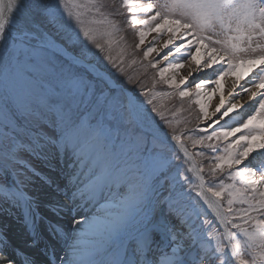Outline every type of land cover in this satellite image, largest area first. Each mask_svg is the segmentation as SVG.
Masks as SVG:
<instances>
[{
  "label": "snow or ice",
  "instance_id": "snow-or-ice-1",
  "mask_svg": "<svg viewBox=\"0 0 264 264\" xmlns=\"http://www.w3.org/2000/svg\"><path fill=\"white\" fill-rule=\"evenodd\" d=\"M34 7L56 27L63 28L67 17V24L75 26L66 37L69 43L78 42L82 35L100 52L105 49L97 42L96 31L85 27L84 17L91 15L89 23H106L117 29L102 11L103 0H58L36 3ZM120 7L127 9L128 23L142 26L136 32V48L149 32L159 34L164 30L171 35L162 45L168 49L163 59L188 57L187 75L178 82L175 76L165 78L164 73H176L185 68L184 63L169 62L159 71L164 83L175 87L181 98L203 94L210 99L212 94L220 93L213 113L219 118L214 124L219 125L241 107L239 100L225 103V78L232 77L230 97L247 93L255 111L242 124L220 126L219 131L213 130L211 135L193 142L214 138L227 142L226 147L219 149L221 155L209 158L208 171L215 178L227 167L228 179L239 178L242 187L223 180L218 187L209 184L206 192L214 198L210 200L201 175L205 169L195 162L184 168L190 160L187 150L184 149V161L179 156L169 158L164 143L155 136L149 140L145 121L150 117L143 106L132 96L125 101L119 93L98 87L101 82L93 75L95 69L85 62L91 54L86 46L70 55L51 39L34 45L25 41L30 33L23 26L19 36L6 38L9 29L16 25L11 15L4 16L0 6V158L4 162L0 171L7 174L9 162L19 163L22 151L39 155L43 149L54 147L70 170L65 194L70 191L72 207L67 210L77 213L89 204L98 205L91 216L73 217L71 228L77 239L58 258L53 252L51 264H57V259L59 264H264V165L255 168L244 163L253 153L264 154V0H122ZM16 10V0H10L8 12ZM137 14L145 18H137ZM97 15L103 19L96 20ZM153 51L157 49L147 48L144 56ZM105 59L112 62L111 57ZM253 69L258 71L249 76ZM204 70H211L215 78L196 79ZM206 85L214 86L212 93L204 91ZM141 95L145 93L142 91ZM195 103L203 113L201 99ZM152 111L157 112L155 106ZM172 139L178 141L179 137L173 135ZM205 147L216 151L211 144ZM198 155L203 157L204 153ZM187 172L200 181L201 191L196 194L215 212L223 233L213 228L205 239L203 230L191 225L186 233L177 232L166 220L154 215L160 191L166 186L174 188L183 181L190 188L195 187ZM257 172L260 179H255ZM225 193L227 207L221 202ZM0 197L26 199L22 191L8 185L0 186ZM166 200L171 210V196ZM234 203L247 207L234 210ZM234 211L237 216L232 215ZM236 219L246 226L236 223ZM203 223L205 228L212 227V221L205 219ZM156 236L160 243L153 249ZM245 255L249 259H244ZM0 264H16V260L0 250Z\"/></svg>",
  "mask_w": 264,
  "mask_h": 264
},
{
  "label": "rangeland",
  "instance_id": "rangeland-1",
  "mask_svg": "<svg viewBox=\"0 0 264 264\" xmlns=\"http://www.w3.org/2000/svg\"><path fill=\"white\" fill-rule=\"evenodd\" d=\"M26 2L28 7L31 8L33 13L37 16L39 22L45 28V32L50 37L60 43H63L73 54H76V52H78L81 47L86 46L91 53L86 59L87 62L93 63L101 71L108 75L115 83L129 90L134 98L138 101V104L143 106V109L147 112L150 120L159 124L163 129L169 131L170 134L179 137V141L182 142L195 157L196 163L205 169L202 172L205 179V187H207L209 184H213L218 187L220 180H223L225 184L234 183L237 188L241 187L238 181L239 178L235 181L228 179L229 169L227 167L224 168L223 172H218L215 178H213L208 171L210 163L209 158L215 155H221L222 153L219 151V149L221 147H226L227 142L217 141L215 138L212 141L204 139L201 143L194 144L193 142L200 141L201 137H207L211 135L213 130L219 131L220 126L238 127L243 123L248 115L255 111V107L253 106L252 102L250 106L242 112V114L233 116L231 115L225 119L224 122H221L219 125H215L213 128L206 130L208 127L206 117L208 113V107L210 105L209 102L213 101L220 93L212 94L210 99L206 96H203V94L202 97L191 96L181 98L178 94V90L175 89V87H169L164 83L163 79L159 75V71L160 69L167 67L169 62L184 63L185 68L178 70L176 73L171 71L166 72L164 73L165 78H171L175 76V79L178 82L179 78L181 76H186L188 72V57L186 55H177L175 58L169 57L168 60L163 59V56L166 55L168 49L163 48L162 45L164 41L169 38L171 33L164 30H161L159 34L157 32H149L145 37L144 43L141 44L139 48H136V44L139 43V37L136 35V32L141 30L142 26L128 23L129 13L127 12V9L120 7L122 0H103L105 7L102 9V11L108 16L109 20L116 24V30H113L111 26L106 23H89L90 19L93 18L91 15L84 17L85 27H91L96 31L97 42L102 44L105 49L104 52H100L92 44L88 43L82 35L80 36V40L78 42L69 43L66 37L70 31L75 29V26L67 24V17L64 18L65 25L63 28L56 27L49 23L47 17L42 11H37L34 7L36 3H55L58 2V0H26ZM140 2L156 3V0H140ZM118 12H122L123 15L118 14ZM94 18L96 20L103 19V17L98 15ZM137 18L143 19L145 17L143 14H137ZM105 33L111 34L106 35ZM206 35H211V33ZM6 38H8L7 35ZM174 42L179 43V41ZM31 43L35 44L36 42L31 39ZM211 46L219 47L218 45ZM2 47L3 42L0 41V48ZM149 47H153L157 49V51H153L149 53L147 57H145L144 52ZM171 47L172 46L169 45V48ZM192 50L194 51V48ZM106 56L111 57V63L105 59ZM153 63L156 64V67H152ZM113 64H115V67H113ZM214 67H219V65H214ZM257 71L258 69H253V72L249 73L248 75L252 76ZM195 78L214 79L215 75L211 70H205L197 74ZM228 78L231 77H227L225 80ZM245 78L247 79L248 77ZM241 83H243V81H241ZM98 87H104L107 89L102 83L98 84ZM188 87L191 88L192 83H189ZM213 87V85H206L204 91L212 93ZM183 88L184 86L182 85L181 89ZM142 91L145 93V95H141ZM112 92L119 93L124 99L121 92ZM197 99H201V102L204 104L203 113L200 111V105L195 103ZM148 100H151L152 104H148ZM256 102L258 103V99ZM153 106H155L157 112L152 111ZM218 115L219 114L215 116L218 117ZM135 131H139V129H135ZM148 136L149 140L151 141L152 136ZM233 138L234 137H230L229 139L231 140ZM206 144L213 145V148H215L216 151H213L212 148L205 147ZM51 148L55 149L54 147ZM199 152H203L204 156L202 157L198 155ZM165 154L169 158L179 156L180 161H184L181 155L173 147L168 145H165ZM262 157H264V155ZM263 159L261 160V164H254L252 167L260 168L262 165H264ZM41 161L43 160L40 155H33L27 151H22L20 153L19 163L9 162L7 174H5L4 171H0V186H15L20 191L21 189L25 190V188H30V186H33L34 181L37 182V177L35 174L40 171L39 163H42ZM48 162L54 163V161L51 160ZM3 163L4 162L2 158H0V164ZM175 163H179V161H175ZM189 165V163L185 164L184 168L186 169ZM173 171H175V169H173ZM186 174L189 180L193 181L195 187H192L191 189L188 184H185L183 181H179V183L176 184L174 188L171 185H168L164 190L160 191V202L168 196H171V199H174L171 210L174 213H179L180 218L186 220L192 227L198 230H203L205 239H207V233L212 231L213 228L223 233V228L215 223L211 218H209L206 209L201 206L202 203L200 197L196 194L199 191V186L193 177V173L187 172ZM260 175V172L256 173V176L260 177ZM177 180H179V177H177ZM17 181H19V183H17ZM62 188H64V186ZM27 190L28 189L25 191ZM175 198H177V200ZM5 200L6 199L3 197H0L1 206L3 204L2 202ZM221 202L224 207H227L226 193L224 197H222ZM157 206L159 205L157 204ZM157 206L156 209L158 208ZM232 207L234 210L241 209L240 203H234ZM232 215L237 216L238 214L234 211ZM163 218L169 222V217ZM205 219L212 221V227L205 228L203 223ZM235 222L242 224L240 219H236ZM242 226L246 225L242 224ZM229 229L233 232H236V229H231V225H229ZM157 243H160V241L155 243L153 242L152 247L155 248ZM161 246L163 247L162 244ZM149 258H152V256H149ZM243 258L249 259V257L246 255Z\"/></svg>",
  "mask_w": 264,
  "mask_h": 264
},
{
  "label": "bare ground",
  "instance_id": "bare-ground-1",
  "mask_svg": "<svg viewBox=\"0 0 264 264\" xmlns=\"http://www.w3.org/2000/svg\"><path fill=\"white\" fill-rule=\"evenodd\" d=\"M9 2L10 0H0V6H2L3 8L4 16L7 17L11 15L13 23L16 25L15 27H11L6 35L8 37H11L13 35L19 36L21 33L20 26H23L30 33V35L25 38L26 42L31 41L32 39L37 44L46 43L48 39L44 38L40 31L29 23L28 14H26V12L24 11V7L22 6V0H16L17 10L13 13L8 12ZM56 55L61 59H66V57L62 56L60 53H56ZM85 62L87 65L94 68L93 64L88 63L87 61ZM93 75H95L97 80H99L102 84L110 85L111 87H113L112 90H116V87L114 85L116 83L112 81L109 76L102 74L101 71L98 72L96 69ZM110 80L113 84H110ZM231 80L232 77L222 81V92L224 94L226 104L234 103L236 100H239L241 104V107L234 109L232 113H229V116L240 115L245 109L250 106L251 101L248 100L247 93L236 96L235 99L228 95L229 88L231 87ZM123 95L124 100L127 101V98L129 96L125 94ZM219 102L220 94L217 95V97L213 101L209 102L210 105L208 107V113L206 117L208 127L206 128V130L211 129L215 125H217L214 124L213 121L217 120L219 118V115L217 117L214 116L213 113L215 112V106L219 104ZM228 117H225L220 121V123L224 122ZM153 124L155 123L151 120L145 121V130L147 131V134L152 137H157L158 141L172 146L177 150L174 142H178L180 144V141L173 140L171 134H168V136H166L165 134L161 133L162 129L158 126V129H156ZM209 125H211V127H209ZM238 134L239 133H237V135ZM179 154L183 159H185V156L181 152H179ZM39 155L41 156L43 161L42 163H39L40 171L35 174L37 177V182L34 181L33 186H30V188H25V190L28 189L27 191L21 189V191L25 194L27 200L24 199L21 201H13L6 199L4 201L5 204L0 207V250H3L4 253L11 257H14L16 260V264H46V255L41 257L40 254H38L39 252L35 248V244L40 242L45 243V239L48 238L49 235L55 233V231L53 230L54 227L63 232V234H61L63 238L61 236L57 237L58 235H55V238H61L62 240L65 238L64 247L55 242L54 238L49 241L48 245H50L52 251L55 252L57 258L60 255H63V253L67 250L66 246L73 243L77 239V233L73 232L71 228L73 217L78 219L81 215L91 216L96 212V208L98 207V205L93 206L89 204L87 205L86 210L82 212L72 213L68 211L67 208H71L72 205L69 202L70 191L68 195L65 194L68 186V173L70 171L67 167V161L65 160L62 163L59 152L51 147L43 149L42 151H40ZM263 155L264 154L253 153L252 155H250V157L246 158L244 163L251 167L254 164L259 165L261 164V160L264 158L262 157ZM191 157L193 158V160L195 159L192 154ZM46 160L54 161V163H49ZM59 162L60 164H58ZM255 179H260V177L255 176ZM238 181L240 183L239 179ZM63 186L64 188H62ZM208 198L210 200L214 199L210 195L208 196ZM175 199L177 200V198ZM173 200L174 199H171V202H173ZM200 200L202 203L201 206L206 209L209 218H211L215 223L219 224L215 212L211 208H209L208 205L204 204V201L201 197ZM101 203H103V201H101ZM158 205L159 206H157L158 208L155 210L154 214L158 219L169 217L168 223L170 227H174L177 232L186 233L188 231L189 223H182V221L185 220L180 218V214L174 213L169 209V202L166 200V198L162 200L160 204L158 203ZM61 206L67 207L61 208ZM246 207V204H240V208ZM83 228L84 226L81 225L80 229L82 230ZM57 234L60 233L57 232ZM86 239L87 238H85V240ZM159 241L160 237L156 236L154 238V243ZM128 244L129 247L133 246L131 241H129ZM149 256H152V254L149 253ZM36 261H38V263H36ZM57 264H59L58 259Z\"/></svg>",
  "mask_w": 264,
  "mask_h": 264
},
{
  "label": "water",
  "instance_id": "water-1",
  "mask_svg": "<svg viewBox=\"0 0 264 264\" xmlns=\"http://www.w3.org/2000/svg\"><path fill=\"white\" fill-rule=\"evenodd\" d=\"M22 6L24 7V11L26 12V14H28V20H29V23L32 24L35 28H37L40 33L42 34V36L46 39H51L47 34H45L43 32V30L38 26V24L36 23V21L34 20L33 16L31 15V13L29 12L24 0H22ZM52 40V39H51ZM53 41V40H52ZM58 45V44H56ZM60 48H63L62 46L58 45ZM64 49V48H63ZM66 52V51H65ZM94 67V66H93ZM95 68V67H94ZM110 84H113L112 81L110 80ZM110 88H112L111 86H109ZM116 89L119 90L120 92H122L123 94L125 95H128V96H131V94L128 92V90L122 88L121 86L119 85H115ZM153 126L158 129V127L156 125L153 124ZM161 133L165 134L166 136H168V134H166L165 131L161 130ZM175 143V146L177 148V150L179 152H181L183 155H184V148L181 147L177 142H174ZM190 164H192L194 161L190 155V160H189ZM208 193L206 192V188H205V195H207ZM210 194H208L207 196H209Z\"/></svg>",
  "mask_w": 264,
  "mask_h": 264
},
{
  "label": "trees",
  "instance_id": "trees-1",
  "mask_svg": "<svg viewBox=\"0 0 264 264\" xmlns=\"http://www.w3.org/2000/svg\"><path fill=\"white\" fill-rule=\"evenodd\" d=\"M30 9V11H31V13H32V15H33V17L35 18V20L37 21V23L43 28V30L45 31V28L42 26V24L39 22V20H38V18H37V16L33 13V11L31 10V8H29ZM61 44H63V43H61ZM64 45V44H63ZM65 46V45H64ZM67 48V47H66ZM70 51V50H69ZM159 125V124H158ZM160 126V125H159ZM161 127V126H160ZM162 128V127H161ZM169 132V131H168Z\"/></svg>",
  "mask_w": 264,
  "mask_h": 264
}]
</instances>
